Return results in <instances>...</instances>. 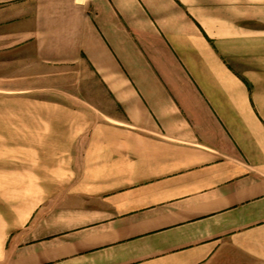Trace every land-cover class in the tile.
I'll use <instances>...</instances> for the list:
<instances>
[{
  "label": "crops",
  "instance_id": "0c3cea01",
  "mask_svg": "<svg viewBox=\"0 0 264 264\" xmlns=\"http://www.w3.org/2000/svg\"><path fill=\"white\" fill-rule=\"evenodd\" d=\"M50 8L12 50L70 83L0 133V264H264V0Z\"/></svg>",
  "mask_w": 264,
  "mask_h": 264
},
{
  "label": "rangeland",
  "instance_id": "374dc122",
  "mask_svg": "<svg viewBox=\"0 0 264 264\" xmlns=\"http://www.w3.org/2000/svg\"><path fill=\"white\" fill-rule=\"evenodd\" d=\"M53 3L54 0H0V133L7 131V121L12 115L21 116L22 110L13 108L17 101L25 100L28 96L30 115L36 116L39 108L35 101L55 99L57 95L53 87L68 86L70 83L69 77L64 78L61 84V78L32 75L41 70L33 66L22 69L20 53L12 50L23 35H36L39 21L44 24L50 22L54 13V8H50ZM29 56H32L31 52ZM42 85L47 86L44 92L41 91ZM23 88H29L30 91L18 93Z\"/></svg>",
  "mask_w": 264,
  "mask_h": 264
}]
</instances>
